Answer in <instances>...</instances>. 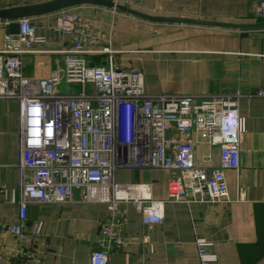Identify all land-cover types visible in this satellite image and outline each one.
<instances>
[{"label":"crops","instance_id":"0c3cea01","mask_svg":"<svg viewBox=\"0 0 264 264\" xmlns=\"http://www.w3.org/2000/svg\"><path fill=\"white\" fill-rule=\"evenodd\" d=\"M53 0H0V10ZM140 12L236 24L264 22L258 15L264 0H114ZM63 10L81 13L104 40L110 42L115 63L139 68L150 95L236 94L246 132L241 135V165L225 171L229 200L223 202L167 201L168 182L176 175L165 168L117 170L119 183H149L152 196L165 200L163 222L149 228L131 203L120 208L127 216L123 234L128 242L111 252L109 264H201L197 237L215 242L218 259L211 264H264V27H224L183 22L150 21L116 7L83 3L30 17L37 34L47 39L40 49L59 51L69 45L55 28ZM9 20L0 18V49L9 31ZM26 54L25 74L42 78L63 55L58 52ZM104 54L88 55L90 65L102 64ZM21 104L0 97V226L18 222V205L9 193L20 180L23 134ZM169 137L173 135L168 132ZM195 141V162L208 168L220 165V149ZM210 156V158H207ZM239 188H243L242 194ZM4 190H7L6 194ZM241 197V198H240ZM111 217L103 203L64 204L30 202L26 230L42 222L41 234L22 245L44 256V264H90L99 248L100 222ZM0 242L12 247L15 237L0 229ZM150 244L154 252L150 251ZM6 254L0 264H15Z\"/></svg>","mask_w":264,"mask_h":264},{"label":"built area","instance_id":"2783aa9c","mask_svg":"<svg viewBox=\"0 0 264 264\" xmlns=\"http://www.w3.org/2000/svg\"><path fill=\"white\" fill-rule=\"evenodd\" d=\"M258 15L264 17V7ZM17 22L19 32H8L0 49V97L17 99L22 108L20 180L9 193L18 205V222L0 226L15 237L12 247L0 242V262L15 254V264L45 263L42 254L22 245L42 229V222H35L26 230L30 202L64 204L77 196L79 202L108 206L111 217L100 222L99 248L90 264H109L111 252L128 242L123 234L127 216L120 208L124 202L133 205L149 228L162 223L165 200L153 198L149 183H119L121 167L175 171L167 201L229 200L225 171L240 168V138L246 132L241 91L199 100L193 95H150L143 71L115 63L110 42L81 13L70 10H63L55 28L70 40L66 49L52 50L63 55L62 62L57 60L46 77H32L24 72V55L52 51L38 48L47 39L37 34L30 17ZM90 54H104L106 60L90 65ZM63 82L66 93L60 90ZM257 94L264 96V91ZM194 132L200 141L219 147V166L196 164L195 141L189 137ZM196 245L201 264L218 259L214 241L197 237ZM149 248L154 252L153 244Z\"/></svg>","mask_w":264,"mask_h":264},{"label":"water","instance_id":"95a60500","mask_svg":"<svg viewBox=\"0 0 264 264\" xmlns=\"http://www.w3.org/2000/svg\"><path fill=\"white\" fill-rule=\"evenodd\" d=\"M89 3L96 5H103L108 7H116L122 11L129 12L141 18L158 21V22H183V23H196L201 25H213V26H224V27H233V28H242V27H264V22L254 23V24H236V23H227V22H217V21H208L194 18H183V17H170V16H156L150 15L138 10H135L128 5L117 3L114 0H53L50 2L34 5H24L17 6L12 8H5L0 10V18L9 20V33H18L20 25L17 22L19 18L25 16H33L43 13H48L63 9L66 7Z\"/></svg>","mask_w":264,"mask_h":264},{"label":"rangeland","instance_id":"374dc122","mask_svg":"<svg viewBox=\"0 0 264 264\" xmlns=\"http://www.w3.org/2000/svg\"><path fill=\"white\" fill-rule=\"evenodd\" d=\"M73 86V88H74V90H78L79 89V87L76 85V89H75V86L74 85H72ZM91 85H89L88 86V88L89 89H91ZM60 90L63 92V93H66L67 92V85H66V83L65 82H63L62 84H61V86H60Z\"/></svg>","mask_w":264,"mask_h":264}]
</instances>
